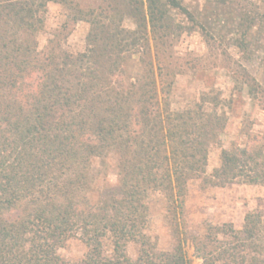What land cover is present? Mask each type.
Wrapping results in <instances>:
<instances>
[{
  "label": "trees",
  "instance_id": "obj_1",
  "mask_svg": "<svg viewBox=\"0 0 264 264\" xmlns=\"http://www.w3.org/2000/svg\"><path fill=\"white\" fill-rule=\"evenodd\" d=\"M50 2L65 18L39 49ZM174 10L191 17L179 0H0V264H190L180 238L160 251L145 234L149 192L175 216L191 180L264 185V135L222 148L207 173L227 121L217 95L170 108L182 72ZM78 21L89 25L86 47L72 53L64 42ZM263 25L264 12H244L237 45L246 50ZM235 75L264 110V84L241 66ZM95 160L111 163L113 180L99 178ZM71 238L86 246L79 260L59 253ZM193 244L200 264H264V218L209 225Z\"/></svg>",
  "mask_w": 264,
  "mask_h": 264
},
{
  "label": "rangeland",
  "instance_id": "obj_2",
  "mask_svg": "<svg viewBox=\"0 0 264 264\" xmlns=\"http://www.w3.org/2000/svg\"><path fill=\"white\" fill-rule=\"evenodd\" d=\"M191 17L178 10L171 12L173 20L182 26L181 33L170 41L173 61L182 64V72L174 80L170 108L180 111L193 108L203 95H217L221 103L219 113L226 117L220 133V144L210 145L207 173L219 164L222 148L232 145H251L250 137L264 135V110L250 98L246 85L240 86L235 75L244 67L259 82L264 84V25L254 26L247 35L248 48H240L239 18L244 12H264V0H179ZM65 18L64 8L56 3L47 4L45 24L37 36L38 48L43 49L54 30ZM124 26L133 27L130 20ZM89 25L78 21L64 42L72 53L85 49V37ZM151 53L153 41L148 38ZM154 61V60H153ZM208 105V104H207ZM210 105V104H209ZM102 160L94 166L103 178L114 179ZM98 174V173H97ZM149 216L145 234L157 250L171 251L180 238L190 264H200L195 257L193 239L206 232L209 225L231 223L241 228L248 212H259L264 218V185L233 183L211 186L200 180H191L187 185L184 212L171 215L161 192H149ZM109 245H107V248ZM138 245L130 242L126 252L135 258ZM86 246L77 238L69 239L59 253L71 260L84 256Z\"/></svg>",
  "mask_w": 264,
  "mask_h": 264
}]
</instances>
